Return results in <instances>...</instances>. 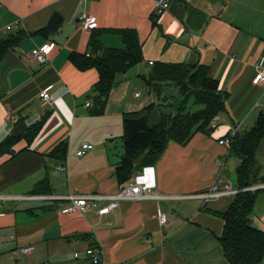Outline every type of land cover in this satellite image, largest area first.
<instances>
[{"label": "crops", "instance_id": "1", "mask_svg": "<svg viewBox=\"0 0 264 264\" xmlns=\"http://www.w3.org/2000/svg\"><path fill=\"white\" fill-rule=\"evenodd\" d=\"M83 13L95 15L98 27L84 29ZM54 14L62 17L59 28L41 33ZM124 29L138 32L143 60L118 75L104 113L93 115L99 72L79 69L71 54L90 53L95 31L104 47L122 48ZM19 30L25 35L0 57V143L19 138L14 154L0 156V264H94L89 247L100 254L99 264H230L219 239L224 221L218 213L235 194L209 200L191 195L205 192L218 178L239 189L241 158L220 140L250 130L264 113V83H253L264 68V0H172L161 15L154 0H0V40ZM47 43L54 44L47 62L34 61L31 51ZM151 61L207 65L226 102L211 133L197 132L184 145L170 141L153 164L154 193L167 197L123 199L105 214L99 208L108 200L84 212H65L68 201L23 197L36 196L45 180L52 196L112 195L131 181L142 167L124 182L117 174L124 119L146 116L151 126L158 120L150 111L133 109L121 87L128 80L140 99L143 79L157 101L146 82ZM44 89L49 100L41 97ZM162 89L167 91L162 105L171 108L179 88L165 84ZM35 123L40 129L29 141L25 135ZM117 137L120 146L112 144ZM60 142L68 144L64 162L50 157ZM85 142L93 148L78 155ZM257 158L264 171V137ZM160 212L168 216L166 225ZM252 223L264 230V192ZM26 247L29 251H22Z\"/></svg>", "mask_w": 264, "mask_h": 264}, {"label": "trees", "instance_id": "2", "mask_svg": "<svg viewBox=\"0 0 264 264\" xmlns=\"http://www.w3.org/2000/svg\"><path fill=\"white\" fill-rule=\"evenodd\" d=\"M61 23V15L54 14L41 33L52 32L59 28ZM121 33L124 41L122 48L104 47L100 41L101 33L95 31L90 37V53L71 54V60L79 69L94 67L99 72V79L94 85V104L90 109L93 115L104 113L108 98L119 83L118 75L126 73L143 60L138 32L124 29ZM24 35V30H19L16 34L1 39L0 57ZM146 82L156 98L157 95L160 96L163 85L175 84L179 88L181 104L177 110L162 114L161 121L153 126L149 125L146 116L124 119V154L117 171L122 182L130 179L140 167L156 163L170 141L184 145L197 132L211 133L214 129V118L226 109L219 83L209 75L205 64L195 66L183 62H154ZM166 100L164 97L160 104H164ZM190 100L201 107L192 110L188 107ZM39 129L40 123L33 124L25 137L31 141ZM263 137L264 113L250 130L229 136L230 149L241 158L237 168L239 191L228 208L218 213L224 221L219 239L230 264H260L264 260V230L252 223L254 208L260 193L264 192V187L245 189L264 184V171L257 158L258 146ZM18 139L10 136L0 143V156L6 153L14 154L13 146ZM67 152V142H60L51 151L50 157L64 162ZM51 193L50 183L45 180L38 184V190L33 194Z\"/></svg>", "mask_w": 264, "mask_h": 264}, {"label": "built area", "instance_id": "3", "mask_svg": "<svg viewBox=\"0 0 264 264\" xmlns=\"http://www.w3.org/2000/svg\"><path fill=\"white\" fill-rule=\"evenodd\" d=\"M172 0H154V8L155 13L157 15H161L166 12L171 6ZM80 23L82 27L86 30L95 29L98 27V21L95 15L91 13H83L80 16ZM54 44L47 43L43 46L34 48L30 56L31 58L41 64H45L48 60V54L52 51ZM153 61L150 64L153 65ZM254 84H262L264 83V68H261L257 74L253 78ZM137 96L140 93H136ZM41 97L44 100L50 99V93L48 89H44L41 92ZM93 103L92 99H89L86 103L87 106H91ZM216 118L213 120V124L216 122ZM220 143H227L229 146L231 145L230 138L220 140ZM93 145L89 142H85L82 144V147L77 151L78 155L85 154L88 150L92 149ZM221 163V162H220ZM59 170L65 171L66 166L61 164L58 166ZM264 187V184L250 186L245 189H256ZM157 188V180H156V171L155 166L153 164L144 165L140 170L136 172L131 181L127 183L117 194L112 195H103V194H91V195H68V196H52L51 194L47 195H36V196H23V197H38L42 199H57L61 201H68L66 205L63 206L65 212H84L89 207H97L99 202L101 201H109V204L102 206L99 208V213L105 214L110 211V209L120 200L123 199H144V198H163L167 197L161 194L154 193V190ZM239 189L233 188L231 183L225 182L221 178H218L208 190L202 193L192 194V197H199L205 200H209L211 198H218L225 194H236ZM159 221L162 225H166L168 221V216L165 212L159 213ZM29 247L23 248L22 251H29ZM87 254L90 256L91 261L94 264L101 263V256L97 252L94 247H89L86 250ZM19 253V251H16ZM76 256L79 253H75Z\"/></svg>", "mask_w": 264, "mask_h": 264}, {"label": "rangeland", "instance_id": "4", "mask_svg": "<svg viewBox=\"0 0 264 264\" xmlns=\"http://www.w3.org/2000/svg\"><path fill=\"white\" fill-rule=\"evenodd\" d=\"M127 81L121 87L122 93L126 96L125 98L126 102H128V104H131L133 109L146 110V114H149L150 111L151 118L155 117L158 120L157 123L161 121L162 114H165L167 112L169 113L171 110H177V108L181 104V98L179 97L178 94L176 95L174 93H173V98L170 96L172 99V101L170 102L172 103L171 108H168L167 106H163L162 104H160L162 103V100L167 93V91L164 89H162L160 96L157 95V101H154L153 94L151 93V91L148 90L147 86L145 85V81L143 79L139 81V85H138L139 91H141L143 95L140 99H136L134 97L133 92L129 89L130 86H128ZM188 107L191 108L192 110H196L201 106L195 105L191 101ZM109 139H115V137L110 136ZM121 143H123L121 141V137H117L116 141L112 142L113 145H117V146H120Z\"/></svg>", "mask_w": 264, "mask_h": 264}]
</instances>
